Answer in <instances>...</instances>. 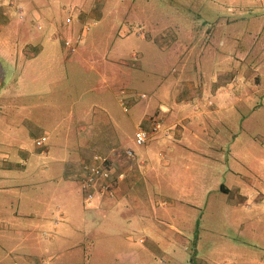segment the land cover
Returning a JSON list of instances; mask_svg holds the SVG:
<instances>
[{
    "label": "rangeland",
    "instance_id": "obj_1",
    "mask_svg": "<svg viewBox=\"0 0 264 264\" xmlns=\"http://www.w3.org/2000/svg\"><path fill=\"white\" fill-rule=\"evenodd\" d=\"M8 1L0 0L9 20L0 36L5 35L17 53L11 56V49L10 57L1 56L5 53L0 44L6 71L0 85V188L12 186L9 189L17 190L18 195H0V203L18 198L0 216H7L10 207H31V217H20L35 223L49 206L42 222L52 225L58 219L57 231L63 230V234L48 239L54 230L46 228L48 238L42 240L40 263L256 264L251 256L264 261V0H14L12 5ZM17 1L24 9L22 18L16 12ZM32 4L41 10L40 15L31 14ZM140 31L145 38L138 35ZM48 34L52 40H47ZM64 40L76 44V50L70 51ZM27 44L37 51L20 55ZM104 56L121 66L115 89L124 91L128 106L125 112L118 96L115 102L110 100L112 119L139 155L147 156L145 149L154 158L158 150L166 152L152 138L146 146L131 143L135 127L142 122L139 110L164 77L173 79L177 73H185L182 77L191 84L190 91H181L194 94L202 90L213 101L210 109L214 111L202 116L209 127L202 139L209 146L206 151L214 156L208 157L206 165L210 167L206 175L209 194L177 196L168 185L172 176L182 180L176 174H181L187 160L189 173L204 167L193 163L192 154L177 157L179 168L173 164L165 169L158 161V171L144 176L147 196L158 207L140 213V225L116 230L126 243L87 228V205L75 180L71 185L77 186L81 196L67 201L71 203L67 204L69 216L57 218L54 207L66 205L62 190L68 182L53 172L54 161L48 163L49 156H41L35 144L40 136L46 137L43 147L58 142L66 128L91 118L86 111H93L89 105L99 101L93 97L104 86L90 66L100 68ZM184 56L185 72L180 69ZM140 93L147 97L141 99ZM81 111L84 115L78 116ZM10 154L25 165V171L18 172L21 186H13L17 172L2 162ZM24 155H29L28 161ZM192 178L197 186L198 177ZM217 181L230 188L233 181H239L242 191L222 194ZM245 192L249 198L241 212L226 207L228 200ZM192 200L193 206L187 204ZM239 220L244 221V228L239 227ZM74 222L81 226L80 234H75ZM253 239H258L255 247L251 246ZM54 251L55 256L51 255ZM100 252L104 255L96 258ZM18 260V264H29L23 258Z\"/></svg>",
    "mask_w": 264,
    "mask_h": 264
},
{
    "label": "crops",
    "instance_id": "obj_2",
    "mask_svg": "<svg viewBox=\"0 0 264 264\" xmlns=\"http://www.w3.org/2000/svg\"><path fill=\"white\" fill-rule=\"evenodd\" d=\"M13 1L14 0H9L8 2L12 5ZM15 4H17L16 12L19 17H24V9L22 6L18 4V1L15 2ZM32 7L31 14H41V10L37 8V6L32 4ZM19 8H22V13H19ZM89 13H92V11ZM8 21V15L5 13V9L0 6V31L6 24H8ZM79 21L80 18L77 17L76 22ZM94 24H96L95 21ZM35 25V28L37 29H39L37 25L41 26L40 22L37 20L35 21ZM142 34L143 31H140L138 35L145 38ZM52 38L53 36L49 34L47 35V40H52ZM0 44L1 51L5 53L1 54V56L10 57L9 53L11 49L13 50L11 56L17 53L16 47L9 43L5 35L3 37L0 36ZM36 49L38 48L27 44V46L23 48V51L19 52L21 53L20 55H24V52L26 55V53L37 51ZM104 60L105 61H103L100 68L93 67V65L90 66L98 75V81H100L99 84H103L104 86L101 88L102 92L98 93V97H93V99L96 98V101L99 100L101 102H91L89 107L92 106L93 111L91 113L86 111L87 116H90L91 118L86 123L78 125V127L66 128L64 133L58 137V142L54 141L49 146H45L42 149L39 148L38 153L41 156H49L48 163L53 161L55 163L53 172L55 174L59 172L57 176H60V179L68 182V187L66 186L62 190V194L66 199V205L61 203L54 207L55 212L58 213L57 218H59L58 216L60 215H62V217L66 215L69 216L70 210L68 209L69 207L67 204L71 203H67V201L72 202L81 196L79 195L77 186L76 189H74L70 181L75 180L79 185L78 187L81 188L78 175L82 163L88 161L95 153L107 156L108 161L106 166L108 165L107 167L112 173L109 192L105 195L96 193L95 197H93L88 203L86 202L82 190L84 203L87 205L84 206L86 208L84 209V213H86L88 218L86 226L88 229L96 230V234L103 237H110L115 242L126 243L120 235L121 231L117 234L116 230L122 227H127L128 225H140L142 220L138 215L144 212L151 213L158 207L155 206V201H151L150 197L147 196L148 186L144 183V176H148V172L149 175L152 176V173L158 171V161L165 169L173 164L176 168H179V165L176 162L177 157L192 154L195 157L193 163L198 164V166L202 164L204 167H201L198 170H192L191 173H189V162L187 160L185 162V167L179 170L181 174H176L177 176H182V180L180 178L175 179L172 176L169 178L168 185H172L174 191L173 195L177 196L205 197L206 194H209L211 187L207 186L206 175L208 173V168L210 167H206V165L209 163L208 157L210 156L213 158L214 156L206 151V148L209 146L202 139V136L209 128L208 122L204 120L202 116L214 111L210 109L211 105H213V101L211 100V97L203 93L202 90L195 91L194 94L189 92L191 84L182 77V74L185 73H177L173 79L163 76L164 79L160 81L159 87L152 89L151 98L144 101L142 104V107L139 110V114L142 113V122L138 125L149 128L153 120L158 121L160 123L159 128L151 137V140L157 141L158 144L161 143V145L166 148V152L158 150L154 158V156L149 154L148 149H145L147 156L139 155L132 147H130V144L125 142L127 136L124 131L116 126L117 123L112 119V111L108 106L110 100L114 101L118 96L119 102V99L124 96V94H122L124 91L115 89V83L121 79V73L123 71L120 69V64L118 66L116 65V67L110 63L111 61H107L106 56H104ZM119 62H121V60ZM180 62H182L180 69L185 72V56L180 58ZM175 70L172 72L176 73ZM5 76V66L0 60V85L5 82ZM181 89H188L189 91L182 92ZM212 90L214 91L215 88L213 87ZM146 97L147 95L145 94V97L141 99H145ZM85 104L87 106V102H85ZM84 112L85 111L79 112L78 116L84 115ZM183 134L186 135L184 139L182 138ZM123 135L124 138L122 137ZM133 142L134 140L132 139L131 143ZM145 144L147 145L148 141ZM145 144L144 146H146ZM127 149L133 150L132 157H129L126 154ZM180 149H185V153L183 154V152H180ZM4 157L5 158L2 162L6 163L9 169L17 172V178L14 180L17 182L13 183V186H21V183L18 182L21 179L19 173L25 171V165L21 164L14 154L4 155ZM184 157L189 158L187 156ZM23 158L24 161H28L29 155H24ZM171 161L173 162L169 164ZM202 169L205 171H201ZM232 171V173H235L234 170ZM194 175L198 177L201 184L199 183L197 186H193L192 179L194 178H192V176ZM238 175L239 173L235 176ZM242 177L247 181L249 180V177L247 176H241V178ZM241 183L243 185V182ZM216 186L218 187V190L221 191L220 193L225 195L230 191L235 192V194H239L242 191L239 186V181H233L231 183L232 188L222 181H217ZM11 187L12 186L1 187L0 195H18L17 190L9 189ZM56 194H58L56 196L58 198L60 193L57 192ZM15 197L18 198V196ZM14 198L12 200H14ZM94 198L98 199L95 203ZM248 198L249 195L245 192L244 196L228 200L226 207H228V209H231L232 207V210L241 212V208L246 205ZM12 200H9L7 204L0 203V212H6L8 206L13 205L10 204ZM180 200L182 199L179 198L178 201ZM173 201L176 202V199H173ZM187 204L193 206L194 201L192 200ZM91 205L93 207H91ZM48 209L49 206H45L42 209L43 212L39 215V218L35 223L30 220L22 221L20 217L21 215L31 217V207H25L23 210L10 207V213L7 216H0V262H2V264H18V259L20 258H23V260L29 264H41L40 261L42 259L40 258L42 256L40 253H42V240H47L48 238V235L45 232L46 228L49 227L54 230V234L48 239H55L58 236V233L63 234V230L57 231V225L59 223L58 219H55L52 222V225H50L51 223L47 224L46 222H42V217L47 213ZM74 210L76 211V209ZM128 212H130L131 216L128 215ZM131 217H136V219ZM238 223L239 227H245L244 221L241 222V220H239ZM80 227V225H76L74 222V229H76L77 232L75 234L81 233L79 232ZM98 230H100V232H98ZM96 231L90 233L93 234ZM257 240L253 239L251 241V246L255 247V243L258 242ZM102 241H104V238ZM111 249H114V247H111ZM37 250L40 255L35 256V254H38L36 252ZM33 251L35 253L32 255ZM51 255L55 256L56 251ZM103 255L104 253L100 252L96 255L97 257H95L98 258V256ZM252 257L253 256H251V262L264 264L263 259ZM240 259H242V257H240ZM5 261L10 262L5 263Z\"/></svg>",
    "mask_w": 264,
    "mask_h": 264
},
{
    "label": "built area",
    "instance_id": "obj_3",
    "mask_svg": "<svg viewBox=\"0 0 264 264\" xmlns=\"http://www.w3.org/2000/svg\"><path fill=\"white\" fill-rule=\"evenodd\" d=\"M19 13H22V8H19ZM68 20V19H67ZM69 21V20H68ZM38 28H41L40 25H37ZM63 45L68 47L70 51L76 50V44L72 43L70 40H64ZM122 94H124L122 92ZM121 94V96H122ZM140 98H144L145 94H139ZM120 104L123 108V111H128V106L123 97L119 99ZM159 122L153 120L149 128H145L142 125H138L134 131V143L136 145H144L158 130ZM46 141L45 136H41L36 139L35 144L41 149L44 146ZM126 154L129 157L133 156V151L131 149L126 150ZM108 161L107 156L95 153L88 161L83 162L79 172V183L85 195L86 202H90L96 193L100 195H105L109 192L111 185L112 173L109 168L106 166Z\"/></svg>",
    "mask_w": 264,
    "mask_h": 264
}]
</instances>
